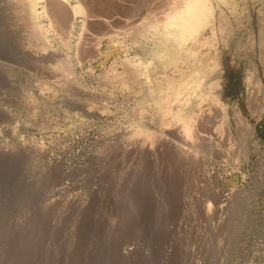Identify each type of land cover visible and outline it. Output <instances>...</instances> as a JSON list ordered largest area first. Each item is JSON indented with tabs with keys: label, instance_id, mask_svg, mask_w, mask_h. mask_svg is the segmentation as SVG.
<instances>
[{
	"label": "rangeland",
	"instance_id": "374dc122",
	"mask_svg": "<svg viewBox=\"0 0 264 264\" xmlns=\"http://www.w3.org/2000/svg\"><path fill=\"white\" fill-rule=\"evenodd\" d=\"M141 1L81 52L0 15V264H264V0H212L164 58Z\"/></svg>",
	"mask_w": 264,
	"mask_h": 264
},
{
	"label": "bare ground",
	"instance_id": "6f19581e",
	"mask_svg": "<svg viewBox=\"0 0 264 264\" xmlns=\"http://www.w3.org/2000/svg\"><path fill=\"white\" fill-rule=\"evenodd\" d=\"M142 1L144 2L145 0H142ZM160 1H158V3L162 2V1L161 2ZM164 1L167 2L168 7L164 8L162 11L160 10V14H154L153 13V15L151 17H148V18L144 19V21H143L144 23H142V26L140 27V29L138 30V33H137V35L139 34L141 36L142 35L144 36L146 34H151V36H154L157 39V41H156L157 45H156L155 53H156L157 56H159V58L166 57L168 55V51H169L170 48H174L175 47V48H180L183 51H187V49L185 48L186 46H188L187 42L190 41L193 44L194 41L190 40L191 38H193L195 40L194 44H196L198 42V40H197L198 33L204 27L205 24H208L210 22L211 16L213 15V17H214L212 0H164ZM121 2H123V1H121ZM121 2H120V0H12V1L11 0H0V15L5 16L6 14L14 13L17 16L16 19L20 20V21H23L25 23V26L27 27V30L29 29V31H31L32 35L35 38H37L40 41H42L41 43L44 46L50 45L47 38H48V35L50 34L49 31L52 30L54 33L58 34L57 38L60 35L62 46L64 48H67L69 50H70V48L71 49L73 48V49H75L74 51L81 52L82 50H84L83 48L88 44V42H87L88 40L87 39H89V38L86 37L87 35H86L85 31L88 32V35H90L91 33L94 34V32L91 31V29H92L91 27L94 26L93 29H95V27L97 28V25H99V24H105V25L107 24V25H109L111 23V21L116 18L115 17L116 15L117 16H122L123 14H125V13H123L122 15H118L120 13V11H123L122 9H120V6L123 5V4H121ZM127 2H128V0H126V3ZM163 4H165V3L163 2ZM126 5H128V3L125 4L124 7H126ZM147 5H149V4L147 3ZM159 5H161V4H159ZM144 6H143V8H145ZM151 6H153V5H151ZM162 6L164 7V5H162ZM124 7H123V9H124ZM146 7H148V6H146ZM159 7L161 8V6H159ZM152 11L154 12V10H152ZM126 12H128V11H126ZM150 12H151V10H150ZM143 14H145V13H143ZM77 15H81L82 16L81 31H80V33H78L79 35L77 34L78 37L76 36L77 40L75 39L76 40L75 43H71L70 42V34H71L72 28L74 27V22L76 20ZM127 15L128 14H126L125 16H127ZM43 18L48 20V24L41 22V20ZM123 18H125V17H123ZM0 19H1V21H4V20H2V18H0ZM12 20L13 19H11V21ZM17 20H15V22ZM122 20H124V19H122ZM130 20H131V18H130ZM212 20H213V18H212ZM118 21H120V20H118ZM112 23H114V22H112ZM116 23H118V22H116ZM127 25H130V24H127ZM101 26H100V29L102 28ZM111 27H112V24H111ZM98 28H99V26H98ZM113 28H114V26H113ZM121 28H122V26H121ZM124 28L126 29V26ZM102 29H104V26H103ZM214 29L215 28L211 27V31H212L211 33H215V32H213ZM101 31H99V32H101ZM107 32H105L104 34L108 35V36H105L104 38L99 36L100 39H96L97 43H95V45L97 44L98 49H100L102 52H104L105 54L108 55L109 53H111L116 48V46L114 47V45L112 43L113 42H118V44H119L120 42L123 41L122 40L123 38H121V36L119 35L120 32L116 33L117 32L116 31L115 32L116 34H113V32H112V34H110L111 31H109L108 32L109 34H107ZM100 35H102V33ZM199 35H201V34H199ZM52 37H53V35H52ZM93 37H91V38H93ZM96 38H98V36ZM134 38H136V37H134ZM200 38H202V37H200ZM92 40H91V44L93 42ZM84 43H85V46H83ZM198 43H200V42H198ZM56 47H57V45H56ZM97 47H95V48L97 49ZM191 47H193V46H191ZM191 47H189V48L191 49ZM92 48H94V47H92ZM90 50L92 51V49H90ZM85 51H87V50H85ZM95 51H98V50H95ZM89 53H90V51H89ZM85 54H87V53H85ZM96 55H95V57H96ZM75 56L78 57L77 55H75ZM92 57H89V58H92ZM66 58L69 59L70 57H66ZM124 61H126V60H124ZM62 62H66V61L64 60ZM179 62H180V60H179ZM179 62H177V63H179ZM67 63L69 64V61ZM59 64H60V62L58 61L57 62V66H59ZM70 66H72V65H70ZM67 67H69V65H67ZM111 67H110V69H111ZM137 67H138V65H137ZM63 68L66 69V67H63ZM55 69H56V67H55ZM110 69L108 70V72L110 71ZM58 70H56V72ZM62 70L64 71V69H62ZM138 70H140V69H138ZM66 72H70L71 73V72H73V70L71 71V69L69 67V68H67ZM113 73H115V72H113ZM113 73H112L111 77L114 76V78L115 77L117 78L118 77V75H117L118 73L117 74H113ZM141 74H144V71L141 72ZM135 75L137 77L139 76L138 73H136ZM135 75H134V77H135ZM146 76H148V75H146ZM201 76H202L201 74H198V76H197V79H198L197 82L199 84L201 82ZM111 77H109V78H111ZM137 77H135V78H137ZM146 78L148 79V77H146ZM124 79L122 78L121 82L123 84L126 83V85H127V81L124 80ZM215 125H216V123H215ZM243 152L244 151H242V153ZM242 153H240V154H242ZM131 211H133V210L131 209L129 212H131Z\"/></svg>",
	"mask_w": 264,
	"mask_h": 264
}]
</instances>
